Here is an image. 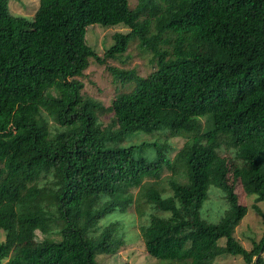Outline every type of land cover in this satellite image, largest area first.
Instances as JSON below:
<instances>
[{
  "label": "trees",
  "instance_id": "trees-1",
  "mask_svg": "<svg viewBox=\"0 0 264 264\" xmlns=\"http://www.w3.org/2000/svg\"><path fill=\"white\" fill-rule=\"evenodd\" d=\"M8 3L0 0V264H99L125 246L134 201L147 215L137 227L152 264L222 255L264 264V231L250 249L233 235L248 207L216 152L234 149V180L264 207V0H37L27 16ZM90 24L127 31L101 55L86 42ZM131 39L152 53L145 76L106 64ZM90 58L122 87L107 106L83 92ZM175 137L183 142L170 156ZM212 190L228 203L216 223L200 214Z\"/></svg>",
  "mask_w": 264,
  "mask_h": 264
},
{
  "label": "rangeland",
  "instance_id": "rangeland-1",
  "mask_svg": "<svg viewBox=\"0 0 264 264\" xmlns=\"http://www.w3.org/2000/svg\"><path fill=\"white\" fill-rule=\"evenodd\" d=\"M37 0H9V8L14 13H19L22 15L32 14ZM130 7H135L138 0H128ZM29 17V16H28ZM117 31L126 32L127 28L122 24L103 26L101 24H90L86 28V42L94 47L98 54L103 55L104 50L112 42V34ZM152 53L144 47L138 45L137 39H131L127 50L116 59H108L106 64L113 65L120 69H134L140 75L145 76L150 71L155 68V62L152 60ZM106 64H98L93 58H90L89 66L84 70V74L81 80L84 83L83 92L95 99L103 102L104 105H109L114 94L122 87L118 82H113L108 70L106 69ZM129 87H125L128 89ZM112 114L105 113L99 117V121L104 125H108L111 121ZM134 140L133 137H130ZM139 140V137H138ZM169 141L174 146L173 152H170L172 156L176 149L181 147L183 138H170ZM217 154L224 161L229 169L228 181L235 186V191L238 193L239 201L242 204H246L248 210L244 217L241 219L239 224L235 227L234 237H236L240 243L247 249L252 247L251 238L258 241L264 231V216L260 215L257 211L252 208V204L256 203L262 211L264 212V207L262 202H256L254 195L248 194L251 189V185L244 182V178L241 176L234 180L232 176L233 169L239 163L234 155V149H228L224 146L216 148ZM170 174V172H167ZM138 188H135L134 194L137 193ZM211 188H209L208 193ZM216 194V195H215ZM214 190L208 195L207 199L204 201L200 214L201 217L208 222L216 223L219 221L224 211L228 209V203L222 198L221 192ZM136 197V195H135ZM140 199V210H150L148 203L145 202V198L141 196ZM134 204L127 208V225H126V241L125 246L121 247L119 253L113 256H97L99 264H142V263H156V260L147 256L143 251L142 240L139 237V229L137 227L138 223H141L146 219L147 215H139L138 211L135 209ZM137 204V203H136ZM104 219H102L103 221ZM103 223V222H102ZM44 235L38 231L37 238L42 239ZM221 242L224 238L219 239ZM34 243V242H33ZM222 244V243H221ZM27 245H32V241L28 242ZM264 257V252L262 254ZM215 264H246L241 256H230L222 255L216 259Z\"/></svg>",
  "mask_w": 264,
  "mask_h": 264
}]
</instances>
